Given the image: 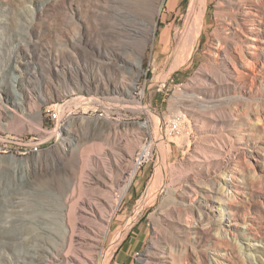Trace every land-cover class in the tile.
Wrapping results in <instances>:
<instances>
[{
  "label": "rangeland",
  "instance_id": "rangeland-1",
  "mask_svg": "<svg viewBox=\"0 0 264 264\" xmlns=\"http://www.w3.org/2000/svg\"><path fill=\"white\" fill-rule=\"evenodd\" d=\"M149 1H158L160 13L145 44V5L135 1L0 0V264H45L55 247L61 260L73 252L89 264H164L163 255L193 264L213 249L228 252L226 264H264V0H205L197 46L189 56L179 48L175 58L185 22L194 23L202 8L191 0ZM242 8L251 13L246 33L230 20ZM223 18L229 30L220 29ZM216 46L231 57L227 66ZM30 57L40 67L30 80L29 91L40 94L33 103L28 85L21 95L13 87L9 70ZM108 57L116 64L125 58L126 70L105 67ZM65 82L87 89L84 101L59 96ZM17 96L26 98L23 107L13 105ZM114 153L137 167L127 191L110 210L107 231L93 226L95 233L67 249L64 215L91 193L98 159ZM214 189L207 209L200 207L198 196ZM200 212L210 229L195 242L190 227ZM223 230H232L228 239ZM246 238L260 245L252 258L243 254Z\"/></svg>",
  "mask_w": 264,
  "mask_h": 264
},
{
  "label": "bare ground",
  "instance_id": "bare-ground-1",
  "mask_svg": "<svg viewBox=\"0 0 264 264\" xmlns=\"http://www.w3.org/2000/svg\"><path fill=\"white\" fill-rule=\"evenodd\" d=\"M126 1H131V2L135 1L137 4L139 3L142 5L143 4L145 5V6H143L144 7L143 9L145 12L144 17L146 19V22L144 21L145 19H143V22H145V24L143 23V25L142 24L141 25H142V27H144V30L146 28V31L143 33L141 32L140 38L146 44L148 41H150L152 39V34L156 28V17L160 13V10H159L160 4L158 3V1L155 2V0H154L155 3H152V4L151 3L147 4L148 0H126ZM150 1L153 2L152 0H150ZM123 2L125 3V1H123ZM197 2H199V5L201 6L202 9L196 15L194 23L192 20L185 22L186 24L184 25L185 27L180 34L178 46L174 50L171 58L176 57V54H178L179 48H180V52L183 49L184 53L187 52L188 53L187 55L189 56L191 54V52L193 51V49L198 44L200 34H201V32L205 26L204 25V10H203L205 7V0H191V6H195V4ZM128 13H132V12L130 10L129 11L127 10L125 14L128 15ZM249 14L251 15L250 12L243 10V8L239 9L235 18L230 19V20H233L232 25H234L241 32L246 33L247 31L250 30L249 27H247L249 25L248 24L249 21L247 20ZM120 16L122 17L121 14H120ZM125 25H126V23H125ZM232 25H230V26H232ZM127 26L129 27L131 25H127ZM219 26H220L221 30H229V28H227V26H229L228 18L221 19ZM1 37H3V32H0V38ZM29 37H30V35H29ZM217 41H218V43H220L221 40L217 39ZM77 42H80V41H77ZM28 43H30L32 45V48L37 51L36 46L38 43L36 41L30 39L28 41ZM78 46H79V44H78ZM215 50H216L215 55L217 57H219V60L221 61V63L226 64V66H227V61L228 60L232 61L231 57L229 56V54L227 53L226 50L225 51L222 50L219 46H216ZM8 56L13 57V53L12 54H11V52H10V54L8 53ZM122 58H124V57H122ZM21 61L22 62L18 63L14 68H9L10 72L14 75L13 87L21 95V93L24 90L23 89L24 86L28 85V88H27L28 90L26 92L28 94V97L30 98L29 99L30 103L31 102L33 103L31 96L36 95V97H38L40 95L38 92L39 89L38 90L33 89V91L36 93L35 94L33 91H29L30 90L29 86L31 85V81H30L31 77L38 75V72L40 70L39 63L34 61V57H30L29 59L24 58ZM123 61L124 62L123 63L121 62V64H116L112 58L108 57L103 61L102 64L105 67H108L110 69L120 70V71L124 70L125 71L126 67H127V64H125V58ZM132 65L135 67V69L137 71L140 69L139 61L134 62ZM97 67H98V71H99V66H97ZM55 68L59 69L58 64L55 65ZM98 77H99V79L94 81V83L96 85L100 84L103 81L101 79V75H98ZM87 91H88L87 89L85 90L81 86L75 87V86H72L71 83L69 84V83L65 82L64 87L60 88V91L58 94L60 96L62 93L65 96L68 94L75 93L76 95H78L77 98H75L76 101L77 100L78 101H84V98H83L84 92H87ZM59 96H57V97L59 98ZM25 99H22V97L20 96V98L18 97V99H17V101L19 100V102H17V103L14 102L13 105L16 106V108L17 107H19V108L23 107L24 106L23 104L25 103ZM2 101H4V99L3 98L1 99V97H0V106H3ZM94 101H96V100H94ZM58 108H59V106H58ZM191 110H193V109H191ZM35 111H36L35 114L39 120V111L37 109ZM22 113H23V108H22ZM201 117H202V115H201ZM39 124H40V122H39ZM70 134H71V131L66 130V132H65L66 138L63 139L62 141L66 143V140L68 141L71 138ZM74 137H76V136H74ZM68 146L70 148V153L74 154V152L78 151V148L75 146L74 143L70 142V143H68ZM68 151H69V149H68ZM147 151H148V149H147ZM130 155H132V154L129 153L128 157H130ZM145 155H147V152L144 153V156ZM122 158L123 157H121V156L116 158L115 153L110 156V160L108 159L107 155L104 156V158H99L98 159V165L102 162L101 163L102 168L98 169V172L96 174H92V177L89 175V180H90L89 183L90 184L88 185L89 186L88 188H91V189H88V190H90L91 193L87 194V196H85V198L83 197L80 200H76V201H79L78 205H77L78 208L76 207L77 209L74 211L71 210V208H70L69 210L71 212L68 211V213H66L64 215V217H66V221H67V230H68L67 234L69 235L68 236L69 240L67 239L69 241L67 249L68 248L70 249L72 247V245L75 246L76 244H81L82 241H85L87 238H89L92 232L95 233V231H97L96 228H94V227H97L100 232L107 231V227H105V224H108V225L110 224V219L108 218L109 217L108 214H109L110 210H113L116 207V205H118L120 203L122 197L125 195V192L127 191V186L129 184L130 180L132 179V177L134 176L136 169H137V167L134 168V167H132V165H127V164L122 165V162L124 161V158L123 159ZM9 159H10L11 163L14 161V159L11 157ZM16 163H18V162H16ZM22 163L24 165H27L26 160H22ZM111 166L114 168V170L111 169L112 168ZM113 172L115 173L114 175H113ZM227 174H229L230 177L233 179L234 174H235V170L230 169L227 172ZM127 175H128V177H126ZM127 178H128V180H127ZM126 180H127V185H125L123 189H120L119 188L120 183H124V182H126ZM74 185L70 184V183L67 184V188L71 190V194L73 193ZM81 185L83 186V184H81ZM85 187H86V185H85ZM208 191L207 192L204 191L203 194H200L198 196L199 197L198 198V205L200 207H204V208L206 207V209H207V206L209 205V200H211V198H213V197H211L210 193L217 192V191H215V189H214V191L213 190H211V191L208 190ZM229 195H230V199H232V195L231 194H229ZM143 203H145V197L141 201H139L138 209H142ZM221 204L225 205V204H227V202L222 201ZM70 213H72V215ZM138 214H139V211L136 209V211L130 216L128 221L125 223V226L122 229L121 233H123L125 229H127L129 226L132 225V221L138 216ZM206 219H207V214L205 212H200V213H198V219L190 227V230L192 231V234L194 235L193 239L195 242L197 240H200L202 235L208 234L210 226H209V222L206 221ZM222 229L223 228H221V231H222ZM223 232H224V235L218 234V236L220 235L221 237L228 239L229 235L232 234V230H223ZM118 237H115L113 239L112 245L118 243V241L120 242V238L118 240ZM230 239L232 241H235V243H237L236 238L231 237ZM248 239L246 238V240L250 241V242H249V244H247L245 246L243 254L245 255V257L252 258V255H249L248 253L259 251L258 249H259L260 245H256L253 243V240H255V239H253V238H248ZM258 243H260V242H258ZM238 247H240V245ZM240 249L242 250L241 247H240ZM212 252H213L212 257L207 256V254L202 255V257H199V256L194 257L193 264H226V261L228 260L227 257L229 256L227 251H224L221 249H213ZM57 253H59L58 247H55L54 252L52 251V253L49 254V256L47 257V259H45V260L44 259H42V260L38 259L37 262L43 263L42 261L44 260L45 264H57L59 262L60 263L65 262V263H70V264H89L86 261H81V256L77 253H73V252L72 253H66V255H64V258H62V260H61V258L56 257ZM162 258L166 259V261H163L164 264H176L171 259V257H169V256L163 255ZM3 259H5V258L3 257ZM141 264H149V262H148V260L147 261H141Z\"/></svg>",
  "mask_w": 264,
  "mask_h": 264
}]
</instances>
